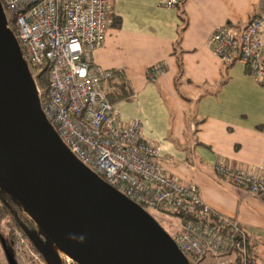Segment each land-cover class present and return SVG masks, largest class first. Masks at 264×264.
<instances>
[{"label": "crops", "instance_id": "0c3cea01", "mask_svg": "<svg viewBox=\"0 0 264 264\" xmlns=\"http://www.w3.org/2000/svg\"><path fill=\"white\" fill-rule=\"evenodd\" d=\"M107 3L104 39L91 57L111 70L104 86L118 124L138 119L142 136L158 144L166 171L180 184H194L212 209L236 217L251 260L264 264L256 248L264 239V200L215 170L222 164L264 177V82L239 54L223 59L206 44L218 24L239 32L264 13V0ZM154 63L164 70L149 79Z\"/></svg>", "mask_w": 264, "mask_h": 264}, {"label": "built area", "instance_id": "2783aa9c", "mask_svg": "<svg viewBox=\"0 0 264 264\" xmlns=\"http://www.w3.org/2000/svg\"><path fill=\"white\" fill-rule=\"evenodd\" d=\"M0 2L6 25L16 28L41 112L70 153L160 225L165 220L170 231L164 230L185 256L198 261L209 258L213 264H230L237 258L239 264H248V239L238 219L212 209L194 184H180L171 176L159 161L158 144L142 136L138 119L118 124L104 86L111 70L91 57L104 39L107 0ZM178 2L158 0L168 7ZM206 44L223 59L239 54L255 79L264 82V13L248 18L239 32L227 23L218 24ZM43 65H47L46 87L34 78ZM163 70L162 63H154L146 76L153 79ZM215 170L264 200V177L257 172L222 164H216ZM11 234L17 263H24L26 255L40 260L19 227L12 226Z\"/></svg>", "mask_w": 264, "mask_h": 264}, {"label": "water", "instance_id": "95a60500", "mask_svg": "<svg viewBox=\"0 0 264 264\" xmlns=\"http://www.w3.org/2000/svg\"><path fill=\"white\" fill-rule=\"evenodd\" d=\"M0 190L76 264H190L164 228L80 163L41 112L0 2ZM52 264L58 258L48 255ZM55 250V249H54ZM7 264H17L4 248ZM47 264V263H46Z\"/></svg>", "mask_w": 264, "mask_h": 264}, {"label": "trees", "instance_id": "16d2710c", "mask_svg": "<svg viewBox=\"0 0 264 264\" xmlns=\"http://www.w3.org/2000/svg\"><path fill=\"white\" fill-rule=\"evenodd\" d=\"M116 23H118V21ZM10 29L13 31L14 35L17 37L16 28L14 26H11ZM34 78L38 81V83L42 87H46V84H47V65H43V66L37 68L36 77H34ZM108 94H109V92L107 93V95ZM110 94L113 96L118 95L116 92L115 93L112 92ZM51 127L53 128V125H51ZM3 194L4 193L1 192V190H0V247L2 249L3 255H4V248H5L6 251H10L12 253L15 261L17 262V260L15 258L14 251L12 250V246H11L10 231L5 229L4 226H8V227L17 226V227H19L23 231L24 235L26 236V238L28 239V241L30 242V244L34 248H35V246L37 247V242L35 241L37 229L35 228V225L32 223V221L23 212L20 211L18 205L14 201H12L9 197L8 198L4 197ZM19 215H22L25 219H27L30 222L31 227L33 228L31 233H29V232L27 233L24 229H22L19 226V224H18V217H20ZM39 255L45 264L46 263L52 264L51 261L49 259H47L42 252H39ZM192 260L197 261V264H201L200 262L202 261V260L198 261L195 259H192ZM247 260H248V264H254L253 261L251 260V257H250V249H249L248 243H247ZM239 263L240 262L237 258H234L233 260L230 261V264H239Z\"/></svg>", "mask_w": 264, "mask_h": 264}, {"label": "rangeland", "instance_id": "374dc122", "mask_svg": "<svg viewBox=\"0 0 264 264\" xmlns=\"http://www.w3.org/2000/svg\"><path fill=\"white\" fill-rule=\"evenodd\" d=\"M3 195L6 198L9 197L5 193ZM19 216H20V217H18L19 226L22 229H24L27 233L28 232L31 233L32 228H31L30 222L27 219H25L22 215H19ZM160 223H161V226L164 229H166L169 233L170 230L166 224V221L161 220ZM4 228L7 229L8 231H10V234H11L12 226H10V227L4 226ZM11 236H12V234H11ZM37 240L39 241V247L41 248V250L44 252H47L48 255L53 256L55 260L58 258V260H60L59 264H76L71 258L63 256L56 249L54 250V246L52 247V245L50 244V241L45 236L43 237L41 234H38ZM256 248L259 251L260 256H264V239H262V237L259 239ZM186 258L188 259L190 264H197V261L192 260L187 255H186ZM200 263L201 264H213V261L209 258H206L205 260H202ZM0 264H7L5 261V257L3 255L1 247H0ZM18 264H20V263L18 262ZM22 264H44V262L42 261V258H40V260H37V259H33V257L31 255L30 256L26 255L25 262Z\"/></svg>", "mask_w": 264, "mask_h": 264}, {"label": "bare ground", "instance_id": "6f19581e", "mask_svg": "<svg viewBox=\"0 0 264 264\" xmlns=\"http://www.w3.org/2000/svg\"><path fill=\"white\" fill-rule=\"evenodd\" d=\"M53 246H54V249H56L63 256L71 258V256L67 252H65L62 248H60L58 245H53Z\"/></svg>", "mask_w": 264, "mask_h": 264}]
</instances>
